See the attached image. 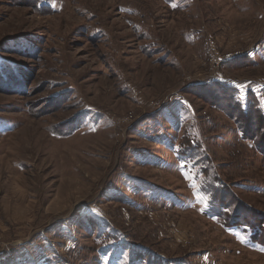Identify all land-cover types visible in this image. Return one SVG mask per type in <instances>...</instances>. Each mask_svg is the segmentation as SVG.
Instances as JSON below:
<instances>
[{
	"label": "rangeland",
	"instance_id": "374dc122",
	"mask_svg": "<svg viewBox=\"0 0 264 264\" xmlns=\"http://www.w3.org/2000/svg\"><path fill=\"white\" fill-rule=\"evenodd\" d=\"M222 101L264 115V0H0V264H264Z\"/></svg>",
	"mask_w": 264,
	"mask_h": 264
},
{
	"label": "trees",
	"instance_id": "16d2710c",
	"mask_svg": "<svg viewBox=\"0 0 264 264\" xmlns=\"http://www.w3.org/2000/svg\"><path fill=\"white\" fill-rule=\"evenodd\" d=\"M238 104L231 103V101H222L219 106L227 112L230 118L235 119L234 121L244 130L242 131L246 133L247 137L249 136L254 140L256 149L264 156V115L261 110L251 105L245 109ZM252 133L255 134V137L252 136Z\"/></svg>",
	"mask_w": 264,
	"mask_h": 264
}]
</instances>
